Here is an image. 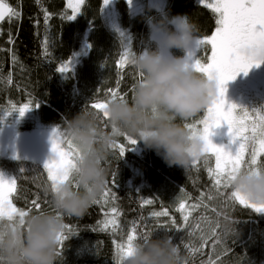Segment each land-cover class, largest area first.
<instances>
[{
	"label": "trees",
	"instance_id": "16d2710c",
	"mask_svg": "<svg viewBox=\"0 0 264 264\" xmlns=\"http://www.w3.org/2000/svg\"><path fill=\"white\" fill-rule=\"evenodd\" d=\"M3 3L19 15L6 16L0 21V112L4 113L0 128H14L17 132H33L39 127L62 130L65 119L74 117L83 108L91 109L92 102L109 100L111 91L126 94V98L131 99L139 73L129 64L120 66L124 50L122 42L130 44L136 51L154 48L145 16H158L159 13H146V7L133 13L126 0H114L115 24L112 25L105 17L103 0H84L79 15L72 21L66 19L72 15L68 0H3ZM161 11L193 18L199 27L200 38L215 31L216 14L198 0H166ZM172 51L176 56L186 55L175 49ZM71 54L77 58L72 72L58 73L56 68L67 62ZM209 56L210 46H203L196 53V59L205 63ZM30 98L38 101L39 107L33 104L32 110L23 117L15 112L7 115L13 107H21ZM246 110L251 113L264 111V108L260 99L252 97ZM204 112L188 122L200 118ZM117 143L130 150L120 157L118 149H112L106 162L108 182L113 172L117 174L116 198L114 201L109 199L104 205L108 215L101 214L100 205H93L83 218H64L65 224L70 225L77 235L65 241L59 264H116L113 241L126 239L133 222L138 225L140 235L147 223V230L154 233L153 238L170 237L181 248L188 264H207L209 259L213 264H264V212L257 214L240 205L229 207L224 211L236 222L238 235L222 236L223 247L217 244L214 248L213 240L201 242L196 222L202 215L218 221V231L224 232L221 227L224 215L217 216L212 210H220L219 199H205L207 209L203 206L191 208L199 203L202 192L205 196L214 192L203 158L196 167H169L160 156L145 150L139 142L130 146L121 136ZM210 165L214 167V159L210 160ZM0 173L17 178L18 192L12 198L18 208L27 210L31 200L38 198L40 209L33 208L30 213L54 211L44 192L50 182L40 163L1 156ZM101 197L102 194L98 199ZM147 199L154 203L141 207L142 200ZM181 202L185 203V211L190 213L187 222L177 211ZM112 207L117 208L116 214L111 213ZM164 209L176 218L182 231L157 226L170 223L168 217L151 216L153 211ZM107 219L118 221L115 233L111 225L100 230ZM93 227L97 230L91 231Z\"/></svg>",
	"mask_w": 264,
	"mask_h": 264
},
{
	"label": "clouds",
	"instance_id": "9594fccd",
	"mask_svg": "<svg viewBox=\"0 0 264 264\" xmlns=\"http://www.w3.org/2000/svg\"><path fill=\"white\" fill-rule=\"evenodd\" d=\"M153 11L159 15H146L145 22L155 47L142 51L131 47L127 57L132 70L142 76L131 99L117 97L102 113L83 108L64 120L59 142L70 140L79 153L70 178L44 188L54 211L30 213L23 225L18 218L0 219V264H59L64 218H83L104 192L109 179L105 165L122 134L154 151L169 167L187 169L204 157V141L183 124L215 101L217 82L196 72L188 55L172 51L189 54L200 39L199 27L187 15L162 12L159 0H148L145 12ZM242 55L264 63V49L244 48ZM231 190L251 204L264 205V170L257 174L242 169L231 181ZM235 224L228 217L221 221L223 231L236 237ZM153 234L136 241L123 264H188L170 237Z\"/></svg>",
	"mask_w": 264,
	"mask_h": 264
},
{
	"label": "snow or ice",
	"instance_id": "6c2138e0",
	"mask_svg": "<svg viewBox=\"0 0 264 264\" xmlns=\"http://www.w3.org/2000/svg\"><path fill=\"white\" fill-rule=\"evenodd\" d=\"M83 2L84 0H79L78 3L73 4L72 0H69L68 7L72 9V15L66 17L68 21L76 19L79 15L80 5ZM110 2L111 0H103V5L107 6ZM201 4L216 14L214 33L200 38L196 42L198 48L210 46V56L207 57L206 63L202 62L201 59L193 61V53L189 52L188 59L193 61L191 66L196 72L203 74L209 79L216 80L217 97L200 118L194 119L191 122L185 121L183 126L193 135H198L204 141L203 163L207 168L208 177L212 182L214 192L207 196L202 192L199 203L191 205V208L195 209L203 206L207 209L208 205L204 203L205 199H219L220 210L217 211L216 208L212 209L216 212L217 216L223 214L224 218H227L228 216L224 210L234 205H240L259 214L264 212V205L251 204L241 197L238 192L232 191L231 181L242 169L257 174L264 170V114L259 111L251 113L243 111L242 114L237 115L236 106L227 104L225 93L227 90L226 85L229 81L234 80L241 72L247 75L253 66L259 67L260 65V62L253 61L242 55V49L248 47L264 49V0H207V2L206 0H201ZM18 15L17 12H14L12 8L3 3V0H0V21H3L6 16L12 17ZM47 19L48 15L46 13L45 22H47ZM122 44L124 45V50L119 61L121 67L128 64L127 57L131 48L130 44L125 45L123 42ZM73 66L74 57L69 58L67 62L60 63L56 71L60 74L72 72ZM10 79L11 77H9ZM140 79H142L141 74H139ZM117 97L124 99L126 98V94H118L116 91H111L109 100ZM109 100L92 102L90 108L99 110L102 113ZM33 104L34 107H39V102L33 101L30 98L21 107H13L7 115L15 112L19 113L20 117H23L25 113L32 110ZM2 117H4V113L0 112V122H2ZM222 124H226L228 127V135L231 137V142L238 145L234 152L226 150L224 147H218L210 139L214 135L212 130L221 127ZM121 136L125 138L127 145L134 146L137 144L135 139L128 137L126 134H122ZM61 137H63L62 130L59 128L54 129L51 138L52 156L43 166V170L47 174L46 179L53 188L58 183H63L70 178L68 174L69 170L74 166L75 160L79 155L78 150L75 149L70 140L65 139L64 143L61 144L59 142ZM113 149H118L120 157H123L126 151L130 150L124 144L117 142L113 146ZM211 159H214V167L210 165ZM199 161L200 159L194 160L192 166L196 167ZM21 172L23 173V169H21ZM116 181L117 174L113 172L111 181L107 183L101 199H97L94 203V205H100L102 215H108L104 205L108 203L109 199L114 201L116 198ZM37 187H40V185H37ZM17 192V178L9 182L0 177V219L6 217L11 221L14 218H18L20 224L23 225L24 218L30 214L31 210L33 208L39 210L41 205L38 202V198H36L31 200L30 207L27 210L18 208L12 198L13 194ZM20 192L22 193L23 189ZM152 203H154L152 199L142 200L141 207L144 204ZM117 211L116 207L111 208L112 214H116ZM177 211L182 214L184 222L189 220L190 213L185 211L184 202L179 204ZM151 216L155 218H169L170 223L157 225L160 228L170 227L177 232L183 230L181 225L177 223L176 218L169 215L167 209L153 211ZM141 219L144 218L141 217ZM109 225H111L113 233L119 227L116 219H107L100 227V230L103 231ZM196 226L200 232L199 238L202 243L213 240L214 248L217 244L223 247L222 236L227 235V233L218 231L220 228L218 221H213L207 215H202L196 222ZM64 227L65 231L61 234L58 241V255L62 254L65 241L73 235H77L70 225L65 224ZM144 227L145 231L140 235L138 233V225L133 222L126 239L121 242L113 241L116 248V264H123L124 259L130 254L136 241L141 237L147 238L152 234L151 231L147 230V223H145ZM90 230L96 231L97 228L93 227ZM224 251H227V249H224ZM207 264H213V260L209 259Z\"/></svg>",
	"mask_w": 264,
	"mask_h": 264
},
{
	"label": "rangeland",
	"instance_id": "374dc122",
	"mask_svg": "<svg viewBox=\"0 0 264 264\" xmlns=\"http://www.w3.org/2000/svg\"><path fill=\"white\" fill-rule=\"evenodd\" d=\"M129 3L131 11L138 13L143 7L147 6L148 0H126ZM79 0H72L73 4L78 3ZM201 4V0H198ZM207 2V0H206ZM69 3V0H68ZM166 0H159L161 9L164 8ZM203 5V4H202ZM105 17L110 24H115V9L114 0L104 6ZM198 47L191 51L193 53V61L196 60V53ZM188 55V54H186ZM191 61V62H193ZM255 78L251 85L258 92L260 82H264V63H260L259 67L253 66L245 75L243 72L239 73L236 78L229 81L226 85L225 99L227 104L236 106V114L240 115L243 111H247L248 102L245 103V96L241 92V88L247 81V78ZM264 114V111L257 110ZM37 128L33 132H17L14 128H0V157L4 156L13 160H32L44 166L45 162L51 157V138L54 129ZM214 135L210 137L213 144L218 147H224L226 150L235 151L237 144L231 142V137L228 135V127L222 124L221 127L212 130ZM0 177L11 182L14 180L11 176L0 173Z\"/></svg>",
	"mask_w": 264,
	"mask_h": 264
},
{
	"label": "flooded vegetation",
	"instance_id": "af4514ba",
	"mask_svg": "<svg viewBox=\"0 0 264 264\" xmlns=\"http://www.w3.org/2000/svg\"><path fill=\"white\" fill-rule=\"evenodd\" d=\"M254 80H256V79L253 77L247 78V81L243 85L244 88H241V92L244 91V93L246 94V95H244L246 98L245 103L248 102V104H249L252 100V97H255V98L261 100V103H262L263 108H264V82L263 83L260 82L261 86L258 87V92H256L254 90L255 88L251 85V83L252 84L254 83L253 82Z\"/></svg>",
	"mask_w": 264,
	"mask_h": 264
},
{
	"label": "bare ground",
	"instance_id": "6f19581e",
	"mask_svg": "<svg viewBox=\"0 0 264 264\" xmlns=\"http://www.w3.org/2000/svg\"><path fill=\"white\" fill-rule=\"evenodd\" d=\"M72 57H74V61H76L77 58H75L74 54H71V56L69 58H72Z\"/></svg>",
	"mask_w": 264,
	"mask_h": 264
}]
</instances>
